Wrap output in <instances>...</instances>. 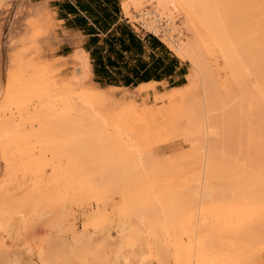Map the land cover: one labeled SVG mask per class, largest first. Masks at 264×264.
<instances>
[{"label": "rangeland", "instance_id": "374dc122", "mask_svg": "<svg viewBox=\"0 0 264 264\" xmlns=\"http://www.w3.org/2000/svg\"><path fill=\"white\" fill-rule=\"evenodd\" d=\"M30 1L32 0H0V75L2 83L6 84L9 79L10 66L14 63L17 65L21 63L25 69L22 74L24 78L35 76L38 77L39 81L52 79L51 81L57 84L68 85L72 91H79L80 89L107 91L106 93L114 94H112V97L117 107L133 106L134 100L127 97L125 87L108 86L102 88V86L92 83L91 71L86 66V63L89 64L87 53L79 48L81 45L87 49H92V44L89 45L86 38L69 42L73 47L72 52L68 56H60L66 53V50L70 51V49L65 50L64 46H61L63 42L62 25L56 23L51 11L41 4L39 5L43 9V16L40 18L34 16L31 10L37 4H32ZM122 4L127 5V10L122 8ZM255 6L253 11L255 10L256 13H251V16L249 10L251 11L252 7L249 10H243V12L240 10L241 8L227 7L222 18L226 22V15L228 23L229 21L230 23L235 22L237 25L234 24L233 26L236 27L240 25L239 31L241 33L246 31L242 27L243 20L246 21L244 27L246 26L248 29L249 25L252 28H255L257 24L264 27V17L263 15V18L260 16V9L257 5ZM149 7L152 10L155 9L157 16L162 18V7L157 6L153 0H129V3L128 0H123L121 3L122 16L130 19L125 20L128 23L124 24L129 25L133 32L139 36H143L144 32L137 31L130 25L136 19V14H140L138 11ZM168 10L170 11L174 30L167 31L165 29V32L172 37L174 42L180 43L188 55L187 59L177 57L185 67L183 84H190L188 76L193 69L191 62L193 60L191 59L194 58L199 67L198 69L196 67L198 70V72L196 70V77L198 76L199 79L197 80L201 82H199L201 87L199 84L197 85L199 88L197 87L198 94H196V97L200 98L197 102L198 106L195 107L197 99H195L194 106H192L193 103L184 106V108L186 106L195 108V113L192 110L190 115L187 107V112L183 108L182 111L174 110L170 114L164 113L159 107L160 105L154 102L156 98L153 97L152 92L148 91L146 94L149 104V107L148 104L146 105L148 117L144 116L140 109H137L135 116L130 117V120L126 118V120L120 121L110 118V120L104 122H89L92 127L90 126L87 129L80 127L70 133L64 132L66 137L63 138V141L68 144L74 142L72 144L74 153L68 156L70 160H66L65 156L62 155L53 157L54 155L47 153V158L44 160L45 166L41 172L42 181L54 187L55 191L52 192L54 195L50 196L53 199H50L49 206H43L41 209H21L22 207L11 209L14 212H10V226L4 225L0 228V245L4 243V249H7L10 253L9 264H125L124 259L126 258L128 259L127 264H156L153 261V255H155L158 247L154 245L151 234L147 235L141 230L136 232L138 229L137 221H140V219L142 223L148 221L151 227L153 226L152 230L157 228L154 219L158 217L160 219L161 216L166 215V210L168 212L169 189L174 185L172 183L177 185V183L185 182L186 184L195 176L205 175L210 166L215 167L216 165L219 169L213 168L212 171L217 173V178H219L218 173L220 174V179H215L219 184V188L224 185L221 188L224 189L225 187L224 190H226L228 184H230L231 187L227 188L229 191L232 189H236V191L247 190L241 188L246 183L250 185L246 184V187L250 189L252 187L254 189V186L257 189L258 187L259 189L264 188L261 183L254 182L252 170L250 171L249 167H246V157L239 156V154L236 156L237 152L253 149L251 146L253 141H259V138L264 136L263 109L260 110L262 112V117H260V113L257 116L256 112L250 109V107H253L252 105L245 103L243 98V95L246 94V91H243L245 86L233 78L224 59V54L221 52V46L216 43L209 30H206V26L201 24L195 17H190L188 10L182 5H178L175 10L171 8ZM128 11L129 14H127ZM244 11H247V15L242 14L245 13ZM231 15L235 16L232 17ZM255 15L259 17H256L257 20L254 18ZM191 19L196 20V22ZM249 19L252 20L251 24ZM254 21H257L255 26L253 25ZM262 22L263 24H261ZM252 28L250 27L251 30ZM239 31L237 30V32ZM157 36H160V34L158 33ZM26 38L27 42L22 43ZM103 38L102 35L97 37V45L102 44ZM159 38L162 39L163 37ZM246 43L244 41L243 44L246 46ZM190 57L192 58L190 59ZM200 61L203 63H200ZM30 65H33V67ZM250 78H247L249 80L246 83L251 82L253 86L255 79ZM167 87L163 82L159 86L155 85L154 91L162 92L174 88ZM59 93L65 97L68 90H60ZM71 100H68L66 104L72 105ZM28 104L31 107H36L33 109L35 112L46 111L53 106L60 108L64 105L63 102L59 101V98L53 97L42 98V101L34 99ZM2 107L0 104V119L3 117L1 114ZM13 113L10 118L12 122L24 123L21 122L24 117L14 111ZM52 119L41 121L39 118H35L26 121L23 126H20V132L40 133L42 129H54L58 122ZM200 125L210 128H207L212 131L213 137L212 135L210 137L216 140V145L217 143L218 146L220 143L222 144V150L218 146L215 147L218 150L208 148V144L201 137L205 143L202 140L200 141L198 137V127ZM193 134L197 136L195 137ZM44 141L53 140L46 138ZM201 142L207 145L205 146ZM203 146L208 150H205ZM234 149L236 150L234 151ZM204 150L205 152H203ZM31 151L35 154V158L38 155L39 147L34 145L31 147ZM208 152H211V154ZM208 154L216 158L218 162L213 163L211 161V164L206 161L209 157ZM198 156L201 159H198ZM21 159L20 156L10 155V175L14 174L18 183L28 187L37 180H34L30 173L22 175L18 171L17 168H20L19 165L23 162ZM194 161L195 163L198 161V164H195ZM51 165L54 167L60 166L62 171L54 172ZM204 169L206 170L203 171ZM6 172L7 170H5L0 159V179H4ZM236 175L237 177L242 176L238 177L242 180L239 181L243 182V186L238 185L241 189L236 188V184L240 183ZM234 178L238 183L234 181ZM262 179L264 181V177ZM232 181V184L229 183ZM185 184L182 185L183 187L177 185L178 189H183ZM165 187L168 190H165L167 192L164 191ZM158 191H164L165 193H160V197H158ZM223 191L219 194L222 195ZM21 192V188H15L10 192V196L13 197L12 194H15L18 197ZM232 192H228L229 195L234 194ZM162 197L163 199H161ZM172 197L178 199L175 200L178 202L184 200H179L180 195L178 197L173 195ZM157 199H160L159 202L162 200L163 204L162 201L160 203L156 202ZM127 200L131 202L125 204ZM175 201L172 203L173 206L176 203ZM97 209V218L94 221L95 223H92L89 220ZM3 210V208L0 209V225L4 223L5 212ZM159 219L156 220L159 221ZM120 224L123 225V228L131 230L130 243L124 245V247L123 245L119 246L113 237L110 238L107 235L109 226L116 227ZM159 225L161 224H157V226ZM155 230L157 231V229ZM158 230L161 231L162 228ZM114 231L115 229L111 231V235L114 234ZM162 235L160 234V237H167L165 234ZM263 243L264 241L261 242V246L260 242L257 243L260 250L255 249L256 252L261 251L260 254L257 253L260 258L259 264H264ZM255 245H253V248L257 247ZM262 246L263 248H261ZM173 253V250L170 251V264H173ZM146 254L148 255L147 258L144 262L141 261L140 257ZM3 256L0 255V263L4 260L1 258Z\"/></svg>", "mask_w": 264, "mask_h": 264}, {"label": "bare ground", "instance_id": "6f19581e", "mask_svg": "<svg viewBox=\"0 0 264 264\" xmlns=\"http://www.w3.org/2000/svg\"><path fill=\"white\" fill-rule=\"evenodd\" d=\"M135 1H139V0H135ZM153 1L156 2L157 6L162 7L163 10V12L161 13L162 18L157 16L155 9L152 10L149 7L147 9L144 10L141 9L140 11H138L140 14H136V19L133 20V22L140 21L143 24L144 28L146 30L151 31L154 36H156L159 40H161V42L170 51H172V53L176 57L179 56L181 58L187 59L188 55L187 53H185L184 47L180 43L174 42L172 37L167 35V32H165V29L167 31L174 30L173 23L171 20L172 18L170 17V11L168 9L171 8L175 10L178 5H182L184 8L188 10L190 17H195L201 24H204L206 26L207 28L206 30H209V32L213 35V38L216 41V43L221 46L222 49L221 52H223L222 54H224L223 55L224 59L230 68L233 78L235 80L237 79V82L242 84L246 88V90L245 88H243L244 89L243 91H246L245 92L246 94L243 95L245 103L253 106L250 107V109L252 111L254 110L253 112H256L257 116L258 113H260L259 115L260 117H262L261 114L262 112L264 116V111H263L264 110L263 108L264 107V27H262V25L260 24H257V21H254L253 25L254 26L256 24L257 25L255 26V28L254 27L252 28V26L249 25V23L251 24L252 20L249 19L250 22L247 24L252 28L251 30L250 27L249 29L246 26L244 27V23L246 21L243 20L244 23L242 22L243 26L242 25L241 26L245 28L246 31L241 33L239 31L240 25L236 27L233 26L234 24L237 25L235 22L233 23L231 21L233 23L232 24L229 21L228 23V18L226 17V15H225V18L227 19L226 22L222 18L224 14V10L227 7L241 8L240 10H242V12L243 10L245 9L249 10L252 7L251 8L252 10L251 11L249 10V14L251 16V13L253 12L256 13L255 10L253 11V7H256L255 5H257V7L260 9L259 11L261 12L260 16L262 17L263 15L264 17V0H258V1L257 0H153ZM126 7H127L126 4H122V8L126 9ZM129 11L128 13L127 12L126 13L129 14ZM237 11L238 10L236 9V12ZM244 12L245 13L242 14L247 15L246 14L247 11ZM31 13L34 16L40 18L41 16H43V9H41L40 5L37 4V6L31 10ZM226 13L228 14V12ZM234 16L235 15H233L232 17ZM256 17H258V15L257 16L255 15L254 18ZM145 18H148V20H146ZM258 18H256L255 20H257ZM125 19L130 20L129 18H125ZM191 20L193 22L194 21L196 22V20L193 19ZM234 20L236 21V19ZM162 22L164 23V25L161 24ZM263 22L261 24H263ZM237 30L239 32H237ZM158 33L160 34V36H157ZM159 37H163V38L160 39ZM25 41L27 42V38L24 39L22 43ZM244 41L247 42L246 46L243 44ZM191 58L192 57H190V59ZM191 60H193L191 61L193 69L188 76V79L190 80L188 81L190 84H183L182 86L180 85L179 87L170 88L162 92L154 91V86L156 85V82L153 81L142 83L135 87L125 88L127 92V97L134 100V105L133 106L128 105L123 108H119L116 106L115 100H113L112 97L113 93L111 94V93H106L107 91L106 92L99 90L93 91L87 89L72 91V89L68 85H64L63 83L57 84L56 82H52L51 81L52 79H50L49 81H47L48 79L39 81L38 77L35 76L24 78L22 76L23 71L25 70L23 64L19 63L18 64L19 66L15 63L14 65L12 64L10 66L11 69H10L9 79L7 80L6 84L2 83V78L0 75V104L3 106L1 112L3 117L2 119H0V159L4 164L5 170H7L4 179H0V207H1L0 209L3 208L4 209L3 211L5 212L4 223L3 225H0V228L4 225L10 226V212L12 211L11 209L17 207L18 208L22 207L21 209H25V208L41 209L43 206L46 205L49 206L48 204H50L51 201L50 199H53L50 196L54 195V193L52 192L55 191H54V187L50 186L45 181L44 182L42 181L43 179L41 176V172L43 171V168L45 166L44 160L47 158L46 157L47 153L54 155L53 157H58L62 155L65 156L66 160H70L68 156L74 153L73 151L74 149L72 147V144H74V142H72V144H68L67 142H64L63 138L66 137V134L64 132L70 133L71 131L80 127L87 129L91 126L89 122H95V121L104 122L110 120V118L111 119L115 118L120 121L126 120V118L130 120V117L133 118L135 116L137 109H140L141 113L144 114V116L148 117L149 114L146 109V105L148 104L146 94L148 91L152 92L153 97L156 98V101L154 102H157L160 105L159 107H161L164 113L166 112L170 114L174 110L182 111L184 106L188 103L189 104L193 103L192 106H194L196 103L195 107L198 106L197 102L198 100H200V98L198 99L196 97L197 96L196 94H198L197 92L200 86L199 84L200 81L198 82L197 80L199 78L198 76L196 77L197 74L196 70L199 67L197 66L196 61H194V58ZM201 62L202 61H200V63ZM30 66L33 67V65ZM86 66L90 71V65L86 63ZM201 73L204 74L203 72ZM250 77L255 79V84L253 86L251 82H249L250 86H248L249 84H247L249 80L247 78ZM233 78L232 80L234 81ZM198 84L199 86H197ZM65 89L68 90V93L67 96L63 97V95L59 93V91ZM51 97L56 99L59 98V101L63 102L64 105L60 108H56L53 106L46 111L40 110L38 112H35V110L33 109H35L36 107L32 106L33 107L32 108L31 105L28 104L34 99H38V101H42V98H51ZM195 99H197L196 102ZM68 100H71L73 104L72 105L66 104ZM186 107L184 108L185 112L188 111L186 110ZM190 108H188L189 113L192 110H193L192 112H194L195 108L193 109L192 107L191 110ZM261 109H263L262 112H260ZM13 111L18 113L20 116L24 117V119L21 120V122L24 123L26 121H31L32 119L35 118H39V120L41 121L47 120L49 118H53L52 120H55L58 123L54 129H42L40 133L39 132L21 133L20 126H23L24 123L12 122L10 118L14 114ZM190 126L192 125L190 124ZM207 128L200 125L198 127V133H199L198 137L200 141L202 139L206 141V143L208 144V148H212V150H216L217 148L215 147L218 146V143L216 145L215 142L216 140H213L212 138L213 137L212 131L209 130L210 128L209 129ZM10 135L12 136L10 137ZM211 135L212 137H210ZM46 138H51L53 141L45 142L44 140ZM203 140L202 142H204ZM34 145H37L39 147L38 155L35 158H34L35 154H33L31 151V147ZM221 145L222 144L220 143L218 147L221 148ZM205 146H203V148ZM251 146L253 147V149L250 150L247 149L246 151L237 152L236 156L239 154V156L246 157L245 160L247 162L246 167H249L250 171L252 170L254 182L255 183L258 182L261 183V185H264V181L262 179V177H264V136H261L259 138V141L254 140ZM204 149L208 150L206 148ZM222 149L223 148H221V150ZM205 150L203 152H205ZM235 150L236 149H234V151ZM211 152L208 153L211 154ZM210 154H208V156ZM10 155L20 156V159L22 158L21 160L23 162H21L22 163L20 164L21 166L19 165L20 168H17L18 171L22 175H24L25 173H30L32 175L31 177L37 181L33 182L28 187H24L23 184L18 183L16 176L14 174L10 175ZM198 159L201 158L198 156ZM207 159L206 161H209L210 163L211 161L213 163L218 162V160L216 161V158H214L213 156H209ZM195 164H198V161ZM51 167L54 172L62 171V168L58 165L56 167L51 165ZM213 168H217L216 165L215 167L210 166L208 169L206 168L207 170L204 169L203 171L206 170L207 172L205 175L203 174L202 176L199 177L195 176L192 178V180L188 181L186 184L185 182L181 184L177 183V185L179 184L181 186L182 185L184 186L185 184V187L183 189L180 188L182 190L178 189L180 187L179 185H178L179 187H177L175 183H172L176 186L175 189L174 185L172 187L171 186L172 184L170 183L172 190L168 188L169 195L171 196V198L170 196L168 197L169 199L168 212L166 210V215L162 213V215L164 216H161L160 219L159 217L155 219L153 218L155 220L154 222H156L155 225L157 228H153L154 230H152L153 226L151 227V224L146 220H145L146 222L143 223L141 219H140L141 222L139 220L137 221L138 229L136 232H140L141 230L147 235L151 234V237H153L154 239L153 241L154 245L158 247L155 255H153V259H154L153 261L156 264H170V257H171L170 251L172 250L174 251L173 264H259V259H260L259 254L261 251L260 252L258 251L259 254H257L258 252L256 251L260 250V248H258L259 246L257 245V243L259 244L260 242V246H261V242L264 241V188L259 189L258 187L257 189L254 186V189H252L253 187L250 189L246 187L247 183L244 185L245 186L244 187L242 185L243 182L242 183L240 182L242 180L238 178L241 175L238 177L236 175L238 181L240 180L239 182L241 183V184L240 183L236 184L238 183V181L236 182V179L234 178L235 179L234 181L236 182V183L234 182L236 184V188L238 189L240 187V186L238 187V185H241L243 186L241 187L242 189L246 188L247 190L243 189L236 191V189H232L233 188L232 187L231 188L232 190L230 188L229 189L233 191L232 193L234 194L229 195L228 192L231 193V191L227 190V188L231 187V185L228 184L229 186L228 185H227L228 187L226 186L227 191L224 190L225 187L224 189L221 188L224 185L221 186L220 184L221 187L219 188V184L216 180L220 179V174L218 173L219 178H217L218 177L217 173L212 171L214 170ZM229 183L232 184L233 181ZM15 188L16 189L21 188L22 192L18 197H16L15 194H12L13 197H11L10 192H12V190H14ZM219 189L220 190L222 189L221 191L224 190L223 192L225 191L226 192L225 193L222 192V195H220L219 193H221V191ZM165 190H167L166 187L164 188V191ZM159 191H158L159 194H157L158 197H160L159 196L160 193L164 192V191L163 192H159ZM226 193L228 196L226 195ZM223 194H225L226 196ZM173 195L176 197L180 195L181 197H178L179 200L184 199L183 201H181L182 205L180 201L179 202L175 201L178 199H174L175 197H172ZM161 199H163V197ZM159 200L160 199H157L156 202L157 201L159 202ZM174 201L176 203L173 206L172 203ZM129 202L131 201L130 200H127V202L125 201V204L126 203L129 204ZM161 203L163 204V201ZM97 214H98V209L89 221H92L93 223L97 218L96 217ZM156 219H159V221ZM157 224H161L159 225L161 227L157 226ZM122 226H123L122 224L117 225L116 227L109 226L107 235L110 238L113 237L114 241L119 246L123 245L124 247V245H128L130 243L131 230L123 228ZM159 228H162V230L159 231L158 230ZM114 229H115L114 234L111 235L112 233L111 231H113ZM155 229H157V231ZM143 232H141V234H143ZM160 234L167 235L166 237L167 240L164 237H160ZM253 245L257 247L253 248ZM4 248H5L4 243H2L0 245V255L2 256L4 255L3 257H1L2 259H4L2 263L9 264L10 253L7 251V249ZM261 248H263V246ZM147 256H148L147 254L141 256L140 257L141 261L144 262ZM124 260L126 261L125 264H127L128 259L126 258Z\"/></svg>", "mask_w": 264, "mask_h": 264}, {"label": "trees", "instance_id": "16d2710c", "mask_svg": "<svg viewBox=\"0 0 264 264\" xmlns=\"http://www.w3.org/2000/svg\"><path fill=\"white\" fill-rule=\"evenodd\" d=\"M80 5L84 8L83 4ZM107 18L108 16L104 15L100 20L99 30L103 31V34L109 29L110 24ZM158 40L149 34H144L143 39L140 40L129 25L124 23L116 25L106 33L101 45H97L96 36L89 38L88 44H92L95 48L90 50L84 47L83 49L89 53L93 66L99 62L98 65L102 72L98 75L100 80H95V82L114 86L120 84L126 88V86L135 87L138 83L149 80L158 81L168 76L177 67V57ZM145 48L153 52V54H148L147 61L142 59ZM102 52H104V62L101 60ZM95 54L99 57L96 58Z\"/></svg>", "mask_w": 264, "mask_h": 264}, {"label": "crops", "instance_id": "0c3cea01", "mask_svg": "<svg viewBox=\"0 0 264 264\" xmlns=\"http://www.w3.org/2000/svg\"><path fill=\"white\" fill-rule=\"evenodd\" d=\"M123 1V0H122ZM121 0H32V4H43L45 7H47L48 10L51 11L53 14V18L56 23H59L62 25L61 27V33H63V42L61 43V46H64V49H70V51H65L66 53H63V55H60L61 57L68 56L70 52H72V46L69 44V42L81 40L83 38H86L87 41L89 38L96 36L99 37V35L105 36L106 33L110 32L116 25H119L121 23H127L125 21V18L122 16L121 13ZM46 3V4H45ZM83 4L84 8H81V5ZM104 15L108 16L109 20V29L104 31H100L99 28L101 27V21L102 17ZM97 21V22H95ZM97 32V34H96ZM95 33V34H94ZM136 36L142 40L143 36H139L136 34ZM83 51H85L81 45L79 47ZM95 48L94 46L92 49ZM91 50V49H90ZM86 52V51H85ZM87 53L88 61L90 64V71H91V78L92 83L97 84L104 87L113 86V87H125L122 85H105L101 83L95 82V80H100V77L98 75H101V69L98 63L93 66V60L90 59L89 53ZM101 56L102 62H104V56ZM152 53L150 50L145 48V52L142 55V59L144 61H147L148 54ZM95 57H99L98 54H95ZM176 58V57H175ZM178 61L177 67L174 69L172 73H170L168 76L162 77L160 80H149L146 82H156V86L161 85V83H165L169 87H179L180 85H183V79L185 77V67L184 64L180 62L179 59L176 58ZM106 68V67H105ZM103 81V79H101ZM146 82H140L138 84L146 83ZM159 83V84H158ZM137 84V85H138ZM171 85V86H170ZM132 87V86H126V88Z\"/></svg>", "mask_w": 264, "mask_h": 264}, {"label": "built area", "instance_id": "2783aa9c", "mask_svg": "<svg viewBox=\"0 0 264 264\" xmlns=\"http://www.w3.org/2000/svg\"><path fill=\"white\" fill-rule=\"evenodd\" d=\"M145 19L148 20V18H145ZM125 20H126V19H125ZM127 23H128V21H127ZM155 23H156V22H155ZM161 24L164 25L163 22H162ZM130 26H131L133 29H136L137 31H142V32H144V34H149V35L155 37L156 39H158L156 36H154V35L152 34L151 31L146 30V29L144 28L143 24H142L140 21L133 22V24L130 25Z\"/></svg>", "mask_w": 264, "mask_h": 264}]
</instances>
